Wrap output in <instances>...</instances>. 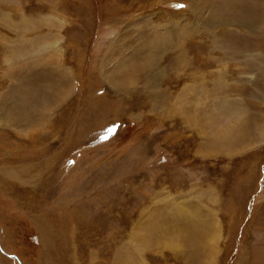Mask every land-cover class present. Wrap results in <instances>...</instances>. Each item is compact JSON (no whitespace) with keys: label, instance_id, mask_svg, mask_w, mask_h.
Returning <instances> with one entry per match:
<instances>
[{"label":"rangeland","instance_id":"rangeland-1","mask_svg":"<svg viewBox=\"0 0 264 264\" xmlns=\"http://www.w3.org/2000/svg\"><path fill=\"white\" fill-rule=\"evenodd\" d=\"M0 264H264V0H0Z\"/></svg>","mask_w":264,"mask_h":264},{"label":"snow or ice","instance_id":"snow-or-ice-1","mask_svg":"<svg viewBox=\"0 0 264 264\" xmlns=\"http://www.w3.org/2000/svg\"><path fill=\"white\" fill-rule=\"evenodd\" d=\"M178 7H182V5H178ZM108 131L111 132V131H113V129L110 128V129H108ZM104 138H106V137H104Z\"/></svg>","mask_w":264,"mask_h":264}]
</instances>
